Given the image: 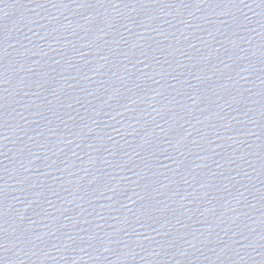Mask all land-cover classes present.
I'll return each instance as SVG.
<instances>
[{
  "label": "water",
  "instance_id": "95a60500",
  "mask_svg": "<svg viewBox=\"0 0 264 264\" xmlns=\"http://www.w3.org/2000/svg\"><path fill=\"white\" fill-rule=\"evenodd\" d=\"M0 264H264V0H0Z\"/></svg>",
  "mask_w": 264,
  "mask_h": 264
}]
</instances>
